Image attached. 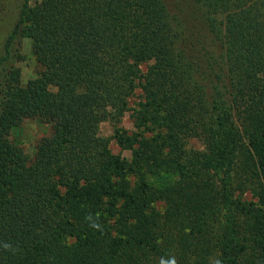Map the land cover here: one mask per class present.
Returning a JSON list of instances; mask_svg holds the SVG:
<instances>
[{
	"label": "trees",
	"instance_id": "trees-1",
	"mask_svg": "<svg viewBox=\"0 0 264 264\" xmlns=\"http://www.w3.org/2000/svg\"><path fill=\"white\" fill-rule=\"evenodd\" d=\"M137 88L125 159L98 129ZM31 114L52 133L29 158L9 135ZM173 262L264 264V0H25L0 49V264Z\"/></svg>",
	"mask_w": 264,
	"mask_h": 264
},
{
	"label": "rangeland",
	"instance_id": "rangeland-1",
	"mask_svg": "<svg viewBox=\"0 0 264 264\" xmlns=\"http://www.w3.org/2000/svg\"><path fill=\"white\" fill-rule=\"evenodd\" d=\"M24 1L25 0H0V49L4 46L9 35L13 32L19 10ZM30 3L33 4V0H30ZM19 56L20 57L15 59L12 64L18 70L21 84L24 85L29 80L35 78L40 70L31 54L30 43L27 39L20 40ZM142 69H145V67ZM140 95V89L137 88L129 100L130 110H128L118 122L109 118L99 124V136L108 139L110 151L125 159H130L131 153L127 150H121L115 143L114 139H112L113 131L116 127H120L128 133L135 131L131 114L132 109L137 107V102L141 99ZM51 133L52 126L47 120L36 114H31L27 115L21 124L11 131L9 140L18 145L27 157L32 158L38 142L42 138L50 136ZM187 148L202 150L201 144L196 140H191ZM247 197L250 199L249 196ZM156 208L161 209L162 205L157 203ZM211 236V247L214 248L215 239L213 238L215 237V232H211Z\"/></svg>",
	"mask_w": 264,
	"mask_h": 264
},
{
	"label": "clouds",
	"instance_id": "clouds-1",
	"mask_svg": "<svg viewBox=\"0 0 264 264\" xmlns=\"http://www.w3.org/2000/svg\"><path fill=\"white\" fill-rule=\"evenodd\" d=\"M173 264H174V262H173Z\"/></svg>",
	"mask_w": 264,
	"mask_h": 264
}]
</instances>
